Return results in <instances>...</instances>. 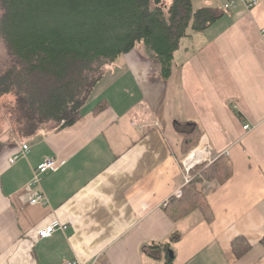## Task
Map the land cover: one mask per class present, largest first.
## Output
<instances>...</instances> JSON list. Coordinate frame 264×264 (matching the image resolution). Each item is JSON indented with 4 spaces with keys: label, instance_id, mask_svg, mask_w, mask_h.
<instances>
[{
    "label": "crops",
    "instance_id": "crops-1",
    "mask_svg": "<svg viewBox=\"0 0 264 264\" xmlns=\"http://www.w3.org/2000/svg\"><path fill=\"white\" fill-rule=\"evenodd\" d=\"M252 1L211 2L227 13L181 44L168 80H152L160 68L139 47L111 68L73 126L19 138L6 125L0 264H164L162 251L153 257L146 247L175 232L174 264H264V0L249 9ZM177 121L200 132L188 153ZM23 144L29 154L11 164ZM48 159L64 165L33 184ZM215 166L228 178L196 186L208 221L175 194ZM38 193L45 201L32 204ZM55 223L65 228L41 239ZM238 237L252 245L240 259Z\"/></svg>",
    "mask_w": 264,
    "mask_h": 264
},
{
    "label": "trees",
    "instance_id": "trees-1",
    "mask_svg": "<svg viewBox=\"0 0 264 264\" xmlns=\"http://www.w3.org/2000/svg\"><path fill=\"white\" fill-rule=\"evenodd\" d=\"M199 1L0 0V35L11 59L0 75V96L16 97L15 123L22 125L21 135H36L47 124L56 125L50 130L73 126L111 68L139 47L160 68L152 80H168L182 42L204 33L227 13L226 7H197ZM103 102L96 105L98 111ZM180 125L177 121L188 153L198 145L200 132H187ZM228 176L217 166L202 171L182 190L178 204L182 208L193 203L210 221L196 186ZM179 238L175 232L169 242L153 243L146 251L155 257L154 250H160L164 264H174L171 244ZM251 247L243 237L233 241L239 259Z\"/></svg>",
    "mask_w": 264,
    "mask_h": 264
},
{
    "label": "rangeland",
    "instance_id": "rangeland-1",
    "mask_svg": "<svg viewBox=\"0 0 264 264\" xmlns=\"http://www.w3.org/2000/svg\"><path fill=\"white\" fill-rule=\"evenodd\" d=\"M169 1V0H167ZM215 0H201L196 3V6H212L213 4L211 2H214ZM218 2V0H216ZM2 16V8L0 7V19ZM196 35V34H195ZM193 34L192 37L195 36ZM197 37V36H196ZM190 39V38H189ZM190 41V40H188ZM187 42V39H185L182 42V45H185ZM11 59L9 56L8 48L5 44L4 39L0 35V75L6 71V69L10 66ZM92 103L88 104L89 106H92ZM16 106V97L14 95H5V96H0V133L5 130L6 125L9 126L11 131L19 138L25 137L21 135V126L20 124L15 123L17 121L16 116L14 115V110ZM16 120V121H15ZM54 124H47L42 127L43 131L50 130L54 128ZM7 129V128H6ZM177 193V192H176Z\"/></svg>",
    "mask_w": 264,
    "mask_h": 264
},
{
    "label": "built area",
    "instance_id": "built-area-1",
    "mask_svg": "<svg viewBox=\"0 0 264 264\" xmlns=\"http://www.w3.org/2000/svg\"><path fill=\"white\" fill-rule=\"evenodd\" d=\"M256 4H257V1L254 0L251 3H248L247 7L250 9L253 6H255ZM245 129H249V126H246ZM29 152H30L29 146L27 144H23L21 146L20 152L11 158V160H10L11 164L17 162L21 157H25L27 154H29ZM63 165H64V163H59L56 159L46 160L34 171V178H33L32 183L35 185L41 184V182L43 180V176L45 174H47L50 171H58ZM175 195H176V197H181L182 196V190L177 191V193ZM44 201H45V196L41 193H38L33 198L32 204H39V203H43ZM58 228L64 229L65 227L58 225V223L51 224V225L47 226L46 228H44L40 232L39 236L41 239L49 238L55 233V231ZM64 264H81V263L79 261H69V262H66Z\"/></svg>",
    "mask_w": 264,
    "mask_h": 264
},
{
    "label": "bare ground",
    "instance_id": "bare-ground-1",
    "mask_svg": "<svg viewBox=\"0 0 264 264\" xmlns=\"http://www.w3.org/2000/svg\"><path fill=\"white\" fill-rule=\"evenodd\" d=\"M198 153H199V151L198 150H196V151H194L192 154H194V155H192V156H190V159H194V157H196V156H198ZM189 159V160H190ZM196 159V158H195ZM195 159H194V161H195Z\"/></svg>",
    "mask_w": 264,
    "mask_h": 264
},
{
    "label": "water",
    "instance_id": "water-1",
    "mask_svg": "<svg viewBox=\"0 0 264 264\" xmlns=\"http://www.w3.org/2000/svg\"><path fill=\"white\" fill-rule=\"evenodd\" d=\"M172 254V253H171Z\"/></svg>",
    "mask_w": 264,
    "mask_h": 264
}]
</instances>
